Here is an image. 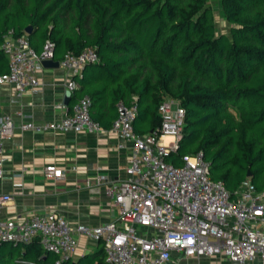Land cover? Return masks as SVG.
Segmentation results:
<instances>
[{
    "label": "trees",
    "instance_id": "1",
    "mask_svg": "<svg viewBox=\"0 0 264 264\" xmlns=\"http://www.w3.org/2000/svg\"><path fill=\"white\" fill-rule=\"evenodd\" d=\"M218 6L231 24L227 32L218 31L209 0H0V74L9 71L2 48L9 32L27 36L38 53L52 41L60 62L92 47L99 60L72 77L73 104L88 96L92 118L105 129L120 103L136 106L134 130L147 135L161 125L162 102L177 100L186 110L183 137L165 160L179 167L185 156L202 152L211 178L232 195L247 180L262 191L264 0H219ZM100 243V251L62 264H110ZM58 258L40 236L0 242V264Z\"/></svg>",
    "mask_w": 264,
    "mask_h": 264
},
{
    "label": "built area",
    "instance_id": "2",
    "mask_svg": "<svg viewBox=\"0 0 264 264\" xmlns=\"http://www.w3.org/2000/svg\"><path fill=\"white\" fill-rule=\"evenodd\" d=\"M2 48L9 58V71L0 74V85H13L18 96L37 90L42 61L54 58L55 44L48 40L38 53L27 36L15 37L9 32ZM98 60L92 47L79 55H65L61 65L69 72V91L78 86L72 77L86 63ZM90 105L86 96L61 121L28 122L21 128L102 133L105 128L92 118ZM118 108L120 114L111 130L132 143L127 177L108 189L119 216L96 227H74L57 211L35 212L21 221L0 218V242L30 243L40 236L44 247L59 256L55 264L72 259L78 247L77 233L101 241L110 264H168L175 252L185 257L223 256L236 264H264V190H257L247 180L232 195L224 183L211 178L210 163L202 152L185 156L179 167L165 160L183 137L186 110L179 101L162 102L161 125L147 135L134 130L136 106L120 103ZM15 128L11 117H0V179L7 161L5 140L13 136ZM164 137L172 140L166 143ZM45 173L50 178L65 177L64 169L55 164L47 165ZM104 179L100 176L96 182ZM8 198L0 196V203Z\"/></svg>",
    "mask_w": 264,
    "mask_h": 264
},
{
    "label": "crops",
    "instance_id": "3",
    "mask_svg": "<svg viewBox=\"0 0 264 264\" xmlns=\"http://www.w3.org/2000/svg\"><path fill=\"white\" fill-rule=\"evenodd\" d=\"M38 76L39 88L23 96H18L11 84L0 85V117H11L16 127L4 144L7 161L5 175L0 179V196L10 198L0 203V218L21 221L35 212L57 211L74 227L107 224L119 216V207L108 189L113 182L127 177L132 143L111 129L97 134L23 130L21 125L28 122L61 121L77 96L71 92L66 103L70 76L62 65L43 67ZM163 140L167 143L172 138ZM49 164L63 168L65 177H48L45 167ZM100 176L105 179L97 183ZM77 237L74 261L102 248L101 241L80 233ZM168 264L236 263L223 256L185 257L175 252Z\"/></svg>",
    "mask_w": 264,
    "mask_h": 264
},
{
    "label": "rangeland",
    "instance_id": "4",
    "mask_svg": "<svg viewBox=\"0 0 264 264\" xmlns=\"http://www.w3.org/2000/svg\"><path fill=\"white\" fill-rule=\"evenodd\" d=\"M209 3L212 6H214L215 18H216L215 20H216V26H217L218 31L220 33L229 31L231 24L228 23L224 19V17L220 14L219 6H218L219 0H209Z\"/></svg>",
    "mask_w": 264,
    "mask_h": 264
},
{
    "label": "water",
    "instance_id": "5",
    "mask_svg": "<svg viewBox=\"0 0 264 264\" xmlns=\"http://www.w3.org/2000/svg\"><path fill=\"white\" fill-rule=\"evenodd\" d=\"M32 29H33L32 26H28V27L26 28V32H27V33H31V32H32ZM42 64H43V66L46 67V68H55V67L58 68V67L61 66V62H60L59 60H55L54 58H53V59H46V60H43V61H42ZM70 94H71V91H68V92H67V97L65 98L66 103L69 102V98H70L69 96H70ZM248 176H249V177H252V173L249 172V173H248Z\"/></svg>",
    "mask_w": 264,
    "mask_h": 264
}]
</instances>
